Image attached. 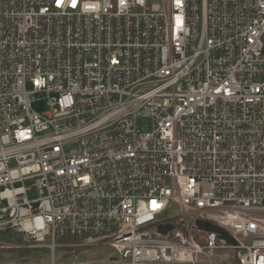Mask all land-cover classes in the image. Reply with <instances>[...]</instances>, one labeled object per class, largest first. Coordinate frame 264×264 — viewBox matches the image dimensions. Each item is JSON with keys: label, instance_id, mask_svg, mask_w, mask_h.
Instances as JSON below:
<instances>
[{"label": "built area", "instance_id": "1", "mask_svg": "<svg viewBox=\"0 0 264 264\" xmlns=\"http://www.w3.org/2000/svg\"><path fill=\"white\" fill-rule=\"evenodd\" d=\"M0 255L264 264V0H0Z\"/></svg>", "mask_w": 264, "mask_h": 264}, {"label": "rangeland", "instance_id": "2", "mask_svg": "<svg viewBox=\"0 0 264 264\" xmlns=\"http://www.w3.org/2000/svg\"><path fill=\"white\" fill-rule=\"evenodd\" d=\"M35 98L37 99L36 102L33 103V108L37 111H44L45 104L44 101L41 99V94H36ZM140 122H147V121H140ZM146 124V123H145ZM147 128V127H146ZM110 254V250L106 247L96 248L94 250H90L87 254H85L86 258H100ZM4 255V254H3ZM2 255H0L1 258Z\"/></svg>", "mask_w": 264, "mask_h": 264}, {"label": "water", "instance_id": "3", "mask_svg": "<svg viewBox=\"0 0 264 264\" xmlns=\"http://www.w3.org/2000/svg\"><path fill=\"white\" fill-rule=\"evenodd\" d=\"M198 225L199 226H203L204 228L208 229V230H212V231H216L218 233H220V235L224 238H228V235L226 234L225 231H223L222 229L216 227V226H213L209 223H204V222H198Z\"/></svg>", "mask_w": 264, "mask_h": 264}]
</instances>
